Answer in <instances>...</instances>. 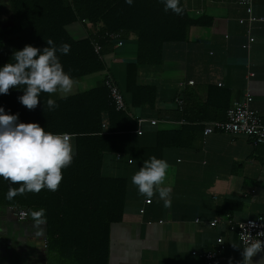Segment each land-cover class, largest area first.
Segmentation results:
<instances>
[{
  "label": "trees",
  "instance_id": "16d2710c",
  "mask_svg": "<svg viewBox=\"0 0 264 264\" xmlns=\"http://www.w3.org/2000/svg\"><path fill=\"white\" fill-rule=\"evenodd\" d=\"M180 4L184 12L178 16L165 12L162 0H132L131 6L126 0H8L11 26L0 29V67L14 62V51L25 45L42 50L51 39L57 47L70 45L67 55L58 53L65 72L76 81L91 79L94 83L87 90H77L67 97L41 94L34 111L19 102L22 89L0 95V107L7 114H19V122L38 123L53 134L73 136L76 155L72 165L62 169L58 191L44 189L39 194L27 193L8 200L10 185L0 178V206L23 208L30 217L32 211L45 210V254L49 264H107L110 227L122 220L127 178L103 171L106 154L118 156L117 161L126 164L144 163L153 156L162 159L165 149L184 147L197 134L202 135L203 122L225 119L229 106L220 107L207 98L201 110H213L217 115L197 118L203 122L195 124L189 100L181 96L179 100L185 106L173 112V119L186 124L158 129L152 146L137 147L133 141L141 125L138 117L128 109L116 111L103 85L109 76L123 97L128 96V103L124 97L127 106L155 108L157 89L142 81L141 69L160 67L166 45L185 42L191 28L207 27L211 19L193 15L185 0H180ZM75 23L84 26V38L76 40L66 31L67 26ZM112 33L118 35L116 41L108 37ZM118 42L135 46V58L123 63V88L109 73L112 55L120 46ZM94 44L100 46L98 54L94 52ZM50 98L58 105L54 110L47 107ZM194 104L190 100V105ZM242 210V201L227 200L219 212L231 215Z\"/></svg>",
  "mask_w": 264,
  "mask_h": 264
},
{
  "label": "crops",
  "instance_id": "0c3cea01",
  "mask_svg": "<svg viewBox=\"0 0 264 264\" xmlns=\"http://www.w3.org/2000/svg\"><path fill=\"white\" fill-rule=\"evenodd\" d=\"M185 4L193 15L210 17V23L191 28L185 42L166 45L160 67L154 71L152 67L141 69L142 81L156 87L158 101L154 109L127 106L141 120L138 130L142 133H136L133 141L137 147L152 146L158 129L184 125L173 119V112L185 106L183 101L177 105L181 96L189 100L191 116L198 125L203 121L197 118L217 115L213 110H201L207 98L230 108L246 95L251 98L250 108L264 120V0L253 1L252 15L259 20L252 24L236 0H185ZM240 19H245L242 24ZM249 37L254 39L251 44ZM134 58V44L120 43L109 64L110 75L122 80L123 63ZM155 71L158 75L152 77L154 83L151 73ZM191 80L193 85H188ZM84 83L94 84L91 79ZM120 86L123 88L121 82ZM124 97L128 103V96ZM190 100L196 104L190 105ZM151 120L156 121L154 125ZM161 156L170 165L165 186L172 189L171 208H165L158 196L146 203L136 188L135 192L126 189L129 196L125 198L122 220L110 227L107 264H204L192 252L199 256L218 250V238L224 244L218 253L219 264H240L243 247L234 233L222 223L215 227L209 223L223 216L237 221L264 217V144L255 147L240 135L213 133L204 138L199 133L184 147L165 149ZM142 166L118 162L113 154H106L102 163L104 172L128 180ZM227 200L242 201L243 210L220 215ZM42 246H46L45 233ZM32 255L37 264H49L45 251ZM258 259L254 257V264Z\"/></svg>",
  "mask_w": 264,
  "mask_h": 264
},
{
  "label": "clouds",
  "instance_id": "9594fccd",
  "mask_svg": "<svg viewBox=\"0 0 264 264\" xmlns=\"http://www.w3.org/2000/svg\"><path fill=\"white\" fill-rule=\"evenodd\" d=\"M162 2L165 12L183 15L180 0ZM126 3L131 6L132 0H126ZM46 44L42 50L25 45L22 50L13 52L14 62L0 67V95L10 94L12 89H22L19 102L30 111L37 108L41 94L67 97L77 85V81L65 72L58 55H67L70 45L65 43L57 47L51 39ZM47 107L54 110L58 105L50 98ZM72 141L70 133L53 134L38 123H21L19 114H7L0 107V178L10 185L6 199L12 200L27 193L39 194L44 189L58 191L63 180L62 169L70 167L76 155ZM169 168L166 160L153 156L132 175L131 183L149 202L158 196L165 208H171L172 189L165 186ZM31 217L38 227L46 223L43 208L32 211ZM246 241L240 264H254V257H259L256 264H260L264 261V256H260L264 253V239H253L249 233Z\"/></svg>",
  "mask_w": 264,
  "mask_h": 264
},
{
  "label": "built area",
  "instance_id": "2783aa9c",
  "mask_svg": "<svg viewBox=\"0 0 264 264\" xmlns=\"http://www.w3.org/2000/svg\"><path fill=\"white\" fill-rule=\"evenodd\" d=\"M254 0H236V4L242 6L247 14V21L252 24L259 19L252 15V4ZM245 19H240L239 23L242 24ZM110 40L116 41L118 38L117 34H108ZM253 38L249 37L248 44L253 42ZM120 44V42H118ZM247 48V46H244ZM94 52L98 54L100 51V46L97 44L93 45ZM252 74H249L250 76ZM193 81H188V85H193ZM104 87L108 91L110 101L116 111L124 112L128 109L122 93L119 91L117 86L113 83L111 77L107 76L103 81ZM220 84H218L219 86ZM251 98L249 95L245 96V99L237 106L230 107L225 112V119L223 121H208L202 123V137H207L213 133H222L231 136H243L251 143L256 145L264 144V120L257 110L251 109L249 103ZM177 105L181 106L182 101L177 100ZM141 123V120H138ZM155 120H151L150 124L154 125ZM186 122L181 120L178 124L182 125ZM140 134V130L137 131ZM118 158V156H117ZM149 203V201H145ZM14 211V215L20 221L27 217V212L23 208L11 207ZM141 213L143 210L140 211ZM197 222V221H196ZM222 223L225 225L226 229L234 233L238 243L244 247L246 244V237L251 233L253 239H264V217L258 216L255 218L247 219L245 221H237L230 216L216 217L210 221L209 225L215 227L217 224ZM260 233V235H257ZM218 244V250H210L201 255H197L195 251L192 252L193 256H197L202 259L204 264H219L218 253L219 250L224 248L223 239L218 238L216 240Z\"/></svg>",
  "mask_w": 264,
  "mask_h": 264
},
{
  "label": "flooded vegetation",
  "instance_id": "af4514ba",
  "mask_svg": "<svg viewBox=\"0 0 264 264\" xmlns=\"http://www.w3.org/2000/svg\"><path fill=\"white\" fill-rule=\"evenodd\" d=\"M10 26L8 0H0V29L6 30ZM42 226H36L29 214L20 221L11 207L0 206V264H21L31 259L30 243L34 254L45 251L42 246ZM33 262L38 263L37 259Z\"/></svg>",
  "mask_w": 264,
  "mask_h": 264
},
{
  "label": "rangeland",
  "instance_id": "374dc122",
  "mask_svg": "<svg viewBox=\"0 0 264 264\" xmlns=\"http://www.w3.org/2000/svg\"><path fill=\"white\" fill-rule=\"evenodd\" d=\"M66 31L68 32V34L72 38H74L76 40L82 39L85 37L84 26H81V24H79V23H75L73 25L66 27ZM152 68L154 71V68H156V67H152ZM157 75H158L157 71H155V74H154V72H153V74L151 73V82H154V79L152 77L157 76ZM84 81H85L84 79L77 81V85L75 86L73 92H76L77 90L78 91L87 90L90 87V85H85ZM118 81H119V83L122 82V80L120 78H118ZM73 92H72V94H73ZM129 178L131 179V177H129ZM126 182H127V189L134 191L136 187L132 185L131 180L127 179ZM126 194H127L126 197L129 196V193H126ZM125 202H126V199H125Z\"/></svg>",
  "mask_w": 264,
  "mask_h": 264
},
{
  "label": "water",
  "instance_id": "95a60500",
  "mask_svg": "<svg viewBox=\"0 0 264 264\" xmlns=\"http://www.w3.org/2000/svg\"><path fill=\"white\" fill-rule=\"evenodd\" d=\"M30 245H31V248H30V250H29V252H32L31 253V255L32 254H34V251L35 250H33V246H32V243H30ZM26 257V256H25ZM33 257V256H32ZM33 261H35L34 259H28L27 261H24V262H22L21 264H36V263H34ZM17 264V263H16Z\"/></svg>",
  "mask_w": 264,
  "mask_h": 264
}]
</instances>
